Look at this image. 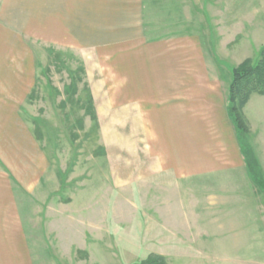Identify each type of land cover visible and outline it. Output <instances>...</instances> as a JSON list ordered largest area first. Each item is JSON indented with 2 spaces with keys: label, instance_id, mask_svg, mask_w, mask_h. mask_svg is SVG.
I'll use <instances>...</instances> for the list:
<instances>
[{
  "label": "rangeland",
  "instance_id": "rangeland-1",
  "mask_svg": "<svg viewBox=\"0 0 264 264\" xmlns=\"http://www.w3.org/2000/svg\"><path fill=\"white\" fill-rule=\"evenodd\" d=\"M146 4L152 37L198 40L223 96L233 68L264 56V0ZM38 35L0 23V68L26 53L34 85L18 111L32 135L15 153L23 183L0 162V193L15 196L33 264H141L161 253L168 264H264V194L244 169L153 178L134 111L95 101L91 81L103 73L89 70L88 41L71 49ZM244 114L264 174V95L253 93Z\"/></svg>",
  "mask_w": 264,
  "mask_h": 264
},
{
  "label": "crops",
  "instance_id": "crops-1",
  "mask_svg": "<svg viewBox=\"0 0 264 264\" xmlns=\"http://www.w3.org/2000/svg\"><path fill=\"white\" fill-rule=\"evenodd\" d=\"M1 3L0 23L36 31L41 40L62 42L71 49L88 41V64L94 66L89 70L103 73V79L91 81L95 101L108 105L112 113L134 111L137 134L155 167L153 178L170 183L243 169L247 174L227 112L231 82L227 97L215 90L212 85H220V78L209 79L203 49L197 47L196 38L193 46V35L152 37L146 0ZM15 56L0 68V162L23 183L18 168L23 154L17 158L15 153L31 149L32 135L18 111L34 85L25 63L29 56L24 58L23 70L18 69ZM29 181L27 177L31 185ZM0 264H33L12 192L0 193Z\"/></svg>",
  "mask_w": 264,
  "mask_h": 264
},
{
  "label": "trees",
  "instance_id": "trees-1",
  "mask_svg": "<svg viewBox=\"0 0 264 264\" xmlns=\"http://www.w3.org/2000/svg\"><path fill=\"white\" fill-rule=\"evenodd\" d=\"M262 54L264 55V53ZM253 93L264 95V56L258 63H253L252 59H246L232 69L227 104L228 116L235 129L247 175L264 194L263 169L254 147L249 141L250 127L244 114V108ZM141 264L168 263L165 257L152 254Z\"/></svg>",
  "mask_w": 264,
  "mask_h": 264
}]
</instances>
